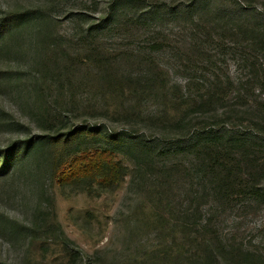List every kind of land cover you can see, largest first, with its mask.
<instances>
[{
    "label": "rangeland",
    "instance_id": "1",
    "mask_svg": "<svg viewBox=\"0 0 264 264\" xmlns=\"http://www.w3.org/2000/svg\"><path fill=\"white\" fill-rule=\"evenodd\" d=\"M11 13L21 18L0 37V152L12 156L0 158V264H264V171L224 197L191 147L203 128L262 139L264 0H0V18ZM95 46L148 81L116 91L112 68L76 56ZM252 70L248 103L185 100L214 72L240 83ZM81 127L99 134L48 140ZM96 149L127 166L119 186L63 185L58 172Z\"/></svg>",
    "mask_w": 264,
    "mask_h": 264
},
{
    "label": "trees",
    "instance_id": "2",
    "mask_svg": "<svg viewBox=\"0 0 264 264\" xmlns=\"http://www.w3.org/2000/svg\"><path fill=\"white\" fill-rule=\"evenodd\" d=\"M20 15L19 13H11L6 18H0V37L5 35L15 25L21 18ZM160 45L159 42L153 41L151 45L152 52L161 49L160 47L163 46ZM83 53L86 54L87 59H97L98 64L113 69L111 77L115 76L113 82L115 90L117 89L122 93L133 91L136 83L148 81V78L141 80L136 76L132 77L133 75L122 74L117 69L116 64H114L115 59L107 57L101 47L95 46L93 48L82 49L76 53V56ZM138 54L141 55L143 52L139 51ZM143 75H148V73ZM210 75L208 78L210 85L206 86L203 93L197 97L196 95L193 96L191 93H187L185 97V100L191 101L193 104L195 102L206 111H215V107L224 104V101L227 100L229 102V100L235 99L239 103L238 105L240 103H248L250 91L247 90V81L253 77L255 79L258 73L252 70L248 74V78L240 83L232 81L231 77L223 72H214ZM156 78L158 77L154 76L153 80ZM258 104L264 106V103ZM256 111L262 112L259 107ZM255 123L260 129H257L258 131L254 129V131L262 136V139L257 137L258 135L254 137L252 134H246L241 126L236 129L226 130V133L214 132L211 129L205 130L203 128L198 133V138H194V142L191 144V147L197 151L200 160L211 174L217 192L224 197L240 193V188L245 189V187L247 188L250 184H253L252 181L264 171V156H259L260 153H264V131H262L264 130V120L257 119ZM96 134H99V131L88 132L85 128L81 127L73 133L67 135L57 134L48 138V140L51 144L55 145L69 142L82 135L95 136ZM218 140L223 143H217ZM7 152H0V158H4L2 167H5L12 158ZM127 170V166L117 159L113 151L96 149L94 152H83L72 157L66 167L58 172V176L63 185L68 184L73 186L74 190L79 189L92 194L95 192V184L106 190L116 189L126 176ZM254 188L256 190L262 189L261 186L257 187V183ZM201 223L202 228L207 230L209 224ZM210 237L204 234L202 242L208 247L209 255L218 258V254L214 252L213 247L211 248L213 238ZM214 239L223 246L225 251H229L227 243H224L220 236L216 235Z\"/></svg>",
    "mask_w": 264,
    "mask_h": 264
}]
</instances>
